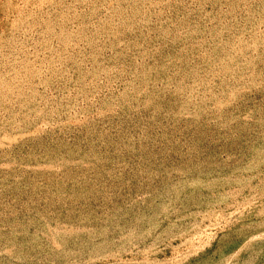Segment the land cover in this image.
<instances>
[{
  "label": "rangeland",
  "instance_id": "rangeland-1",
  "mask_svg": "<svg viewBox=\"0 0 264 264\" xmlns=\"http://www.w3.org/2000/svg\"><path fill=\"white\" fill-rule=\"evenodd\" d=\"M0 264H264V0H0Z\"/></svg>",
  "mask_w": 264,
  "mask_h": 264
}]
</instances>
